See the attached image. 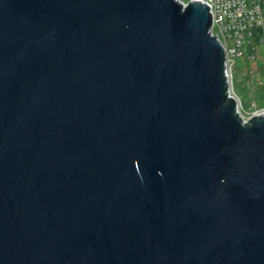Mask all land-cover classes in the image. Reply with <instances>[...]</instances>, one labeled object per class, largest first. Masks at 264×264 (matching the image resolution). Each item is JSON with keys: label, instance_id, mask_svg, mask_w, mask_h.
I'll use <instances>...</instances> for the list:
<instances>
[{"label": "water", "instance_id": "1", "mask_svg": "<svg viewBox=\"0 0 264 264\" xmlns=\"http://www.w3.org/2000/svg\"><path fill=\"white\" fill-rule=\"evenodd\" d=\"M211 25L0 0V264H264V115L236 114Z\"/></svg>", "mask_w": 264, "mask_h": 264}, {"label": "built area", "instance_id": "2", "mask_svg": "<svg viewBox=\"0 0 264 264\" xmlns=\"http://www.w3.org/2000/svg\"><path fill=\"white\" fill-rule=\"evenodd\" d=\"M183 8L199 1L209 7L212 15V34L225 50L227 96L236 102V114L246 123L256 115H264V108H256L252 115L245 109L235 86L234 68L239 58L254 60V36L264 29V0H175ZM264 37L262 38V41ZM255 106V105H254Z\"/></svg>", "mask_w": 264, "mask_h": 264}, {"label": "trees", "instance_id": "3", "mask_svg": "<svg viewBox=\"0 0 264 264\" xmlns=\"http://www.w3.org/2000/svg\"><path fill=\"white\" fill-rule=\"evenodd\" d=\"M261 33H257L254 36L253 42L255 43V58L254 60H249L247 58L244 59V64L246 65V71L248 74V85H251V96L253 99H255V102H259L260 104L257 105L255 103L256 108L261 109L264 108V58H259L257 55V42L258 36H260ZM262 41V39H261ZM237 71L242 70V68L237 64L234 68ZM236 72V71H235ZM236 86V85H235ZM237 91L238 87L236 86Z\"/></svg>", "mask_w": 264, "mask_h": 264}, {"label": "rangeland", "instance_id": "4", "mask_svg": "<svg viewBox=\"0 0 264 264\" xmlns=\"http://www.w3.org/2000/svg\"><path fill=\"white\" fill-rule=\"evenodd\" d=\"M257 33H261L260 36H258L257 42V55L259 58H264V40L261 41V39L264 37V29L258 28ZM245 58H239L238 65L242 68V70L237 71L235 69V85L238 87V95L240 97V100H242L243 105L245 109L252 115V113L255 112L256 107L254 106L255 103L259 105V102H255V99L251 96V85H248V74L246 71V65L244 64Z\"/></svg>", "mask_w": 264, "mask_h": 264}]
</instances>
